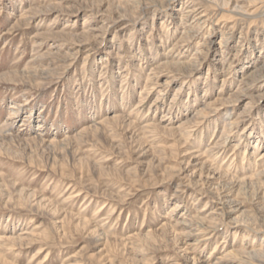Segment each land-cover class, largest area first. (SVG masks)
I'll list each match as a JSON object with an SVG mask.
<instances>
[{
  "label": "rangeland",
  "instance_id": "374dc122",
  "mask_svg": "<svg viewBox=\"0 0 264 264\" xmlns=\"http://www.w3.org/2000/svg\"><path fill=\"white\" fill-rule=\"evenodd\" d=\"M0 264H264V0H0Z\"/></svg>",
  "mask_w": 264,
  "mask_h": 264
}]
</instances>
